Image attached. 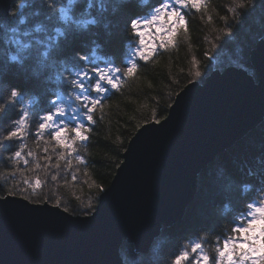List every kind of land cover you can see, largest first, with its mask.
I'll return each instance as SVG.
<instances>
[{
	"label": "trees",
	"instance_id": "1",
	"mask_svg": "<svg viewBox=\"0 0 264 264\" xmlns=\"http://www.w3.org/2000/svg\"><path fill=\"white\" fill-rule=\"evenodd\" d=\"M169 2L18 0L12 5L9 16L0 19L1 197L90 215L131 138L143 125L163 120L186 85L202 84L213 71L232 66L257 80L251 53L264 40V0H185L179 9L185 19L179 20L168 13L179 6L170 3L168 9ZM97 83L103 92L95 90ZM12 89H18L15 97ZM48 115L56 127L69 128L63 145L52 138L53 130L37 135ZM20 126L23 134L9 139ZM81 126L75 135L70 130ZM225 241L236 242L230 254L238 259L251 243L264 244V120L198 174L182 220L163 226L147 255L126 241L120 255L124 264H174L182 253L187 257L181 264H221L220 249L230 251Z\"/></svg>",
	"mask_w": 264,
	"mask_h": 264
},
{
	"label": "water",
	"instance_id": "2",
	"mask_svg": "<svg viewBox=\"0 0 264 264\" xmlns=\"http://www.w3.org/2000/svg\"><path fill=\"white\" fill-rule=\"evenodd\" d=\"M17 1L0 0V19ZM251 65L257 80L235 66L215 70L138 129L90 215L0 196V264H124V241L147 255L163 226L182 220L198 174L264 120V40Z\"/></svg>",
	"mask_w": 264,
	"mask_h": 264
},
{
	"label": "snow or ice",
	"instance_id": "3",
	"mask_svg": "<svg viewBox=\"0 0 264 264\" xmlns=\"http://www.w3.org/2000/svg\"><path fill=\"white\" fill-rule=\"evenodd\" d=\"M170 3H175L179 7L177 8L178 9L177 11H172V9H171V10L168 11V13H170L172 16H174L177 20H179L181 18L185 19L183 13L179 10L180 8H184L185 7V0H170V2L166 5V7L168 9L170 8ZM193 3H194V0H193ZM162 11H163V9H162ZM168 13H165V14H168ZM133 26L134 27L136 26V22H133ZM141 55H144V54L141 53ZM134 71H135V66H133L132 68L128 69V74L131 75ZM98 76H99L100 80H104L105 79L104 75L101 74V73H98ZM107 83H109L113 88H117V84L112 79H107ZM95 90L97 92H103L104 91V89L100 86L99 83H97ZM100 103H101V100H93L92 101V104L96 105V106H98ZM90 108H91V105H90ZM94 110H95V108H91L92 112ZM87 118L90 121L93 120V116L92 115H89ZM57 123L58 122L51 115L46 116L44 118L43 122H41V124L38 127L39 131H38L37 135L43 136L45 130H53L52 131V138L55 141H57L58 143L63 145L64 144V138L66 136V133L69 132V128H65L63 126L58 128V127L55 126V125H57ZM22 129H23V126H20L17 130L11 131L9 133V135H8V138L11 139V138L17 137L18 134L22 135L23 134L22 133ZM70 130L75 135V131H83V126H81L80 128H75L74 127V128H71ZM83 138L86 139L87 137L85 136ZM23 147H24V145L22 144L21 148H23ZM15 157H17V158L21 157V152L20 151H16L15 152ZM54 167H58V165H54ZM53 178L56 179L55 176ZM25 182L28 183L27 180ZM40 184H41V181L39 179H37L35 181V186L38 187ZM33 189L35 190V187ZM241 231L247 232V229H241V228H237L236 229V232H238V233H240ZM224 244H225V248L235 249V247H236V242L225 241ZM220 251H221V253H223V255L220 258L221 259V264H223V261H224V259L227 258L228 253L224 251V248H221ZM240 255L243 256L244 252L242 251L240 253ZM253 258H255V257H253ZM201 259H203V257ZM237 261H238L237 256L232 255L231 260L228 261V264H237Z\"/></svg>",
	"mask_w": 264,
	"mask_h": 264
},
{
	"label": "clouds",
	"instance_id": "4",
	"mask_svg": "<svg viewBox=\"0 0 264 264\" xmlns=\"http://www.w3.org/2000/svg\"><path fill=\"white\" fill-rule=\"evenodd\" d=\"M72 83L75 84L76 81H72ZM16 95H18V89H12L11 96L15 97ZM186 257L187 254L182 253L179 257L176 258L174 264H181V261ZM242 259H250L251 264H264V244L253 245L252 247H250L247 252L244 253Z\"/></svg>",
	"mask_w": 264,
	"mask_h": 264
},
{
	"label": "rangeland",
	"instance_id": "5",
	"mask_svg": "<svg viewBox=\"0 0 264 264\" xmlns=\"http://www.w3.org/2000/svg\"><path fill=\"white\" fill-rule=\"evenodd\" d=\"M256 128V127H255ZM252 131V130H251ZM260 211H262V209H260ZM258 213V211H256V214ZM253 241L254 242H258L259 241V239H260V236H256V235H254L253 237ZM253 246V244L251 243V245H249V248L250 247H252ZM248 249V248H247ZM230 252H231V249H230V251L229 252H227L228 253V261L229 260H231V257H232V255L230 254ZM245 253V252H244ZM223 255V254H222ZM242 257L243 256H240V258L238 259V261H237V264H247V262L245 261V259H242ZM228 264V263H227Z\"/></svg>",
	"mask_w": 264,
	"mask_h": 264
}]
</instances>
